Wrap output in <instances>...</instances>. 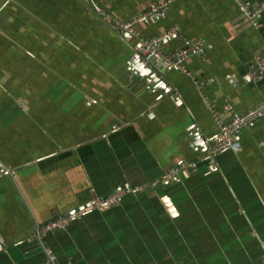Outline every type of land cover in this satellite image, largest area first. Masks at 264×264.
<instances>
[{
	"label": "crops",
	"instance_id": "obj_1",
	"mask_svg": "<svg viewBox=\"0 0 264 264\" xmlns=\"http://www.w3.org/2000/svg\"><path fill=\"white\" fill-rule=\"evenodd\" d=\"M155 1L0 0V264H45L35 225L125 184L141 190L46 235L58 263L262 262L264 118L212 166L206 141L219 128L204 98L225 121L226 104L243 114L264 102V79L248 76L264 59V10L254 28L235 0H176L132 36L90 4L128 21ZM173 27L203 45L185 62L190 75L131 62ZM181 47L175 37L160 44ZM183 163L195 168L165 180Z\"/></svg>",
	"mask_w": 264,
	"mask_h": 264
},
{
	"label": "built area",
	"instance_id": "obj_2",
	"mask_svg": "<svg viewBox=\"0 0 264 264\" xmlns=\"http://www.w3.org/2000/svg\"><path fill=\"white\" fill-rule=\"evenodd\" d=\"M175 1L176 0H156L155 3L147 11H145L140 16L128 21L115 20L95 3L90 2V4L94 14L111 31L118 35L129 34L132 36H138L135 28V25L138 22L147 20L150 17L166 15L170 10L171 5ZM235 1L247 17L249 23L254 28H259V18L261 12L264 10V1L258 6L253 5L252 0ZM170 37L179 39L182 42V47L170 53H165L161 51L160 44L162 41ZM202 50L203 45L201 42L193 41L185 37L178 27H173L155 38L145 40L137 49L136 53L131 59V62L148 66L150 64V61L153 60L154 63L161 68L163 67L165 69H173L190 75L185 67V62L194 55H200ZM248 76L249 79L254 82H259L264 79L263 58L256 57L255 62L249 68ZM204 100L219 128L218 133L214 137L206 141L207 154L210 159L209 162L212 166H214L216 164L215 157L219 153L227 150H231L234 153H239L241 151L242 144L240 142V136L246 127L253 123H257L262 118H264V102L243 114L237 113L230 104H226L224 106V111L230 114V119L229 121H225L221 117L220 112L212 103L209 102L206 97L204 98ZM193 130L196 133L200 132V128L197 125L193 126ZM188 167L195 168V165H188L186 163H183L177 167H174L170 169L169 172L165 175V180L170 181L176 179V176L179 174L180 170H185ZM140 190L141 188L139 187H131L130 185L125 184L115 190L109 196L93 200L85 209L62 215L61 217L47 223L36 224L31 240L36 241L45 250L47 254V260L45 264H60L56 261L52 250L45 245V238L49 232L55 229L66 228L71 220L80 218L86 211H102L116 206L126 195L138 192ZM260 264H264V257Z\"/></svg>",
	"mask_w": 264,
	"mask_h": 264
},
{
	"label": "water",
	"instance_id": "obj_3",
	"mask_svg": "<svg viewBox=\"0 0 264 264\" xmlns=\"http://www.w3.org/2000/svg\"><path fill=\"white\" fill-rule=\"evenodd\" d=\"M150 63H151L152 65H155V63H154L153 60H151ZM135 64H136V63H135ZM194 137H195V138L197 137L196 139H198L199 142L201 141V140L199 139L200 137H199V135H198L197 133L195 134Z\"/></svg>",
	"mask_w": 264,
	"mask_h": 264
}]
</instances>
